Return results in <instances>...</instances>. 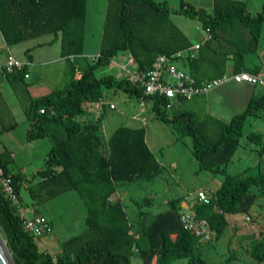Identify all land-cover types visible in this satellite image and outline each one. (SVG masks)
<instances>
[{"label":"trees","instance_id":"trees-1","mask_svg":"<svg viewBox=\"0 0 264 264\" xmlns=\"http://www.w3.org/2000/svg\"><path fill=\"white\" fill-rule=\"evenodd\" d=\"M85 9L86 0H0V31L7 44L53 34L60 38L62 56H80ZM171 12L198 19L210 34L200 41L194 58L180 63L181 68L197 61L213 71L221 65V70L213 73L218 76L230 57L233 73L246 70L244 54L257 50L264 8L251 13L242 0H214L211 11L186 0H179L177 8L165 0H107L99 49L92 62L78 67V76L65 86L33 98L24 109L25 118L30 121L27 139L46 136L51 141L43 166L33 173V177L41 178L34 185L41 191L38 203L74 190L86 209V227L62 242L61 250L54 255L39 250L34 236L23 227L25 216L4 195L0 185V233L14 264H133L135 255L137 264H169L181 258L191 264H207L201 255L204 244L221 236L227 226L226 215L249 211L257 198L251 191L253 187L264 188V170L259 162L245 175L226 173L207 202L194 200V215L208 223L211 237L207 241L182 227V199L169 200L167 209L140 224L129 220L120 200H110L118 181L149 179L160 174L162 167L145 141L143 127L118 125L105 137L101 129L106 107L95 118H88V104L106 101L103 88H109L151 102L155 116L165 122H173L182 114L166 117V100L144 94L129 76L117 78L104 73L97 77L94 70L109 63L119 51L129 54L136 70H145L158 54H171L192 45L170 19ZM229 30L239 31L243 37L234 36L220 44L221 34ZM203 44L212 55L200 53ZM262 109L264 92L251 97L227 122H221L220 136L213 142L199 134V124L189 112V121L180 135L191 137L192 154L200 168L215 170L219 164L229 162L243 135L264 159V134L243 133L246 118L256 116ZM11 127H0V133ZM11 162V153L1 150L0 170L4 176L10 175L19 202L25 176L13 171ZM29 195L34 198L31 191ZM249 252L256 262L264 260V236L250 241ZM231 259L228 256L219 264H230Z\"/></svg>","mask_w":264,"mask_h":264},{"label":"rangeland","instance_id":"rangeland-1","mask_svg":"<svg viewBox=\"0 0 264 264\" xmlns=\"http://www.w3.org/2000/svg\"><path fill=\"white\" fill-rule=\"evenodd\" d=\"M159 1V0H156ZM195 7H203L207 11L213 8L214 0H186ZM247 3V9L251 13L264 8V0H242ZM167 3L177 8L179 0H167ZM90 0L88 1L87 20L84 25V51L89 53L82 61H78L79 67L90 64L97 50V36L100 31V24L95 18ZM170 19L179 27L191 41H201L205 36L204 28L196 18H190L179 13H170ZM232 30V29H231ZM224 31L219 39L220 44H225L227 39L243 37L238 31L236 33ZM49 35V34H47ZM45 37V36H44ZM216 43V41H212ZM22 46V45H21ZM202 55H212L209 47L203 44ZM208 47V48H207ZM127 52H117L112 56L109 63L101 65L94 70L95 76L99 77L104 73H111L120 78L126 76L121 66H126L132 71L135 66L127 65ZM244 60L247 64H264V22L261 25L260 38L257 50L252 53H245ZM121 65V66H120ZM68 69V67H66ZM184 69V68H183ZM186 69V68H185ZM207 75L213 74V70L206 69ZM211 71V72H210ZM71 72L64 71L59 79V87L62 88L71 79ZM264 79V77H262ZM234 81H227L216 89L211 90L207 95H201L188 100H177L172 107L166 110L165 116L172 115L181 117L173 122H165L157 118L151 109V102H143L135 97H131L120 90L103 88L107 103H112L113 108L105 105V116L102 124V134L110 133L118 125L140 126L145 130V141L154 155L160 162L162 171L149 179L136 178L128 181H118L116 191L121 197V202L126 210L131 222L138 224L147 223L155 214L168 208L169 200L184 199L189 204L195 200V193L199 189L211 194L224 179L226 173H240L245 175L252 171L260 162L261 169L264 170V159L257 154L253 143H249L244 135L240 138L232 158L226 164H219L218 169L209 170L200 168L198 160L192 154V141L189 135L181 137L180 131L189 121V112L192 119L199 124L198 132L206 137L208 142H213L220 136L221 122H227L230 117L241 111L251 97H255L264 92L263 85L243 86V89L236 86ZM8 87V91H9ZM242 90L250 93L247 99L240 98L236 93ZM11 91V89H10ZM16 95H19L15 90ZM10 101L11 114L17 122V127L10 133L0 134V150L14 147V158L10 163L13 171H22L31 179L27 184L30 189L21 186L19 206L23 208V215L30 216L32 212L28 210L29 191L34 195L33 200L39 202L38 186L32 182L38 178L33 177L36 169L43 166V157L50 142L46 138H37L33 148V158L24 162V155L29 154L27 141L25 140L26 122L21 103L16 100ZM209 99L213 103L209 104ZM21 101V100H20ZM88 118H95L99 113L95 112L93 104L89 105ZM139 117L135 119L133 117ZM11 120V119H10ZM83 120V119H80ZM258 131L264 134V109L260 110L256 116H248L243 127V133ZM43 142L45 144L43 145ZM252 192L257 198L247 213L226 215L227 226L221 236L212 239L210 243L204 244L202 257L207 264H219L228 256H232L230 264H264V260L256 262L249 252V244L252 240H258L264 236V188L253 187ZM73 192V191H72ZM75 194V193H73ZM73 200L59 204L60 198L51 202H41L39 209L43 213L51 214L53 226L49 233L34 237V242L39 250L44 249V245L51 251L59 249V242L77 232L82 231L85 225L86 209L81 199L75 194ZM46 243V244H45ZM133 264H137V255L134 256ZM169 264H191L186 258L175 260Z\"/></svg>","mask_w":264,"mask_h":264},{"label":"crops","instance_id":"crops-1","mask_svg":"<svg viewBox=\"0 0 264 264\" xmlns=\"http://www.w3.org/2000/svg\"><path fill=\"white\" fill-rule=\"evenodd\" d=\"M88 1L89 0H86L85 22L87 20L86 13L88 10ZM165 1L167 2V0H165ZM90 2H91V6H93L92 9H93V12L95 14V18H97V22L100 24V31L98 32V36H97V39H98V41H97L98 43L96 45L97 50L95 51V54H94V56H95L98 53V49H99V41H100L101 33H102V25H103V20H104V16H105L107 0H90ZM195 42H197V41H194L192 43H195ZM8 52L11 53L12 55H14L17 59L24 61L26 64L22 68H15L14 67L12 69V71L5 74V76H0V127H6V126L13 125V127H11L9 130L3 131L0 134L10 133L11 130H13L17 127V122L14 120L13 115L11 114V108L9 107L10 106L9 100L10 101L13 100L15 102L14 97H17L16 100H18L19 103L22 102L21 106H22V110L24 113V109L29 105V103L31 102V100L33 98H37L39 96H42L44 94H47L53 90L60 88L59 87V82H60L59 79L63 76L64 71L69 70L71 72V74H70L71 79L73 77H77L78 76L77 69L79 67L78 61H82L81 58L85 59V56H87L89 54L86 51H84V37H83V47H82L81 55L76 56V57H73V56L64 57L61 55V52H60V38L57 36L54 37L53 34H49V35L44 34V35H40V36L31 38V39H27V40H24V41H21L18 43L7 44L4 40V37L1 33V31H0V66L3 65V63L5 62L6 55ZM129 58H130V56L126 59L127 65L131 64V63H129ZM244 66L246 68L245 71H248V72H253L252 70L257 68V71L253 72V73H259V74H261L262 77H264V64L263 65H261L260 63L247 64V63H245V60H244ZM66 67H68V69ZM183 68L187 73H189V71H192L191 74L195 79L203 80V79H209V78L217 77V76H214V74L207 75L208 73H207L206 69H209V68L205 65V63H201L199 61H197L196 64L193 63L192 66H190V67L183 66ZM221 68H222V66L220 65L218 70L219 69L221 70ZM218 70L213 71V73L217 72ZM231 70H232V60L230 59V57H228V59L226 60V63H225L224 71L222 74L233 73ZM218 76H220V75H218ZM234 83H236L237 84L236 86L241 88V89H243V86H247V85L254 86L253 84H249L247 82H234ZM221 85H219V86H221ZM219 86H217V87H219ZM8 87L11 89V91H10V89L8 91ZM216 88H214V89H216ZM15 90L17 91V93H19V95H16ZM209 92H207L206 94H203V95H207ZM236 94L239 95L240 98L247 99L248 97H250V93H244L242 90H240ZM198 96H201V95H198ZM195 97H197V96H195ZM174 102L175 101L172 102V105ZM211 103H213V102L211 99H209V104H211ZM90 104H93V103H89L88 108H89ZM100 111L97 112L95 110V112H97V113H100ZM133 118L138 119L139 117L136 116ZM24 120L26 122L25 130L27 131V129L30 125L29 124L30 121L26 120L25 113H24ZM26 131H25V133H26ZM103 133H104L105 137H107L109 135V133H105L104 131H103ZM37 138H40V137H37ZM37 138H33V139L29 140V139H27V137H25V140L27 141L26 145H28V149H29L28 151L30 153L24 155V160H23L24 162H27V160H29L30 158L31 159L33 158V155H34L33 154V148L35 147V141H37ZM42 138H46L48 140V143L50 142V145H49L48 149L45 151V154L43 157V162H44L45 155L51 146V141L46 136L41 137L40 139H42ZM44 144H45V142H43V145ZM14 149H15L14 147L13 148L9 147L8 149H6L11 153L12 160L14 158V151H13ZM3 150H5V149H3ZM39 169H36L35 172ZM18 172H21L25 176L24 181L22 182V185L25 186L26 188H28L29 185L27 184V182L29 183V180L31 178L28 177L24 172H22L20 170H18ZM34 177H36V176H34ZM34 177H32V178H34ZM40 180H41V178L38 177L34 181L32 179V182H35V184L36 183L38 184V182ZM73 193H75L77 195V193L74 190H70V191H67L65 193H62L61 195H59L57 197H54V198L49 199V200L44 201V202H51V201H54L55 199H58L59 197H62V198H60L59 204L64 203L65 201H68V200H73L75 202L76 196H74L75 194H73ZM19 197H20V193H19ZM110 200L111 201H115V200L121 201V197L116 190L114 191V193L111 194ZM182 200H184V199H182ZM39 204L40 203L35 202L30 197L29 206L27 209L30 210L32 212V214L30 216H25V217H31V216L36 215V214H42L43 216H45L50 221L51 226H53L52 219H51L52 218L51 216H53V215H51L49 213L47 215V214L43 213L42 211H40ZM191 206H192V202L190 204H187L183 201V208H186V207L190 208ZM20 207H21V205H20ZM124 210H125V208H124ZM77 233H79V232H77ZM66 239H63L61 242H59V249L56 251H52V253L48 249L49 247H46L45 245H44L43 250L54 255L55 253H57L61 250V243L64 242Z\"/></svg>","mask_w":264,"mask_h":264},{"label":"built area","instance_id":"built-area-1","mask_svg":"<svg viewBox=\"0 0 264 264\" xmlns=\"http://www.w3.org/2000/svg\"><path fill=\"white\" fill-rule=\"evenodd\" d=\"M205 37L209 38V29L205 28ZM200 46V41L195 42L189 47L178 50L171 54H158L150 68L145 70H128L126 66H121L133 81H136L142 88L146 95H154L155 97H163L165 108H170L173 101L188 100L195 96L203 95L217 86L227 82H247L253 85H263L264 79L261 74L248 71H239L236 73L222 74L217 77L196 80L192 75L187 73L180 67V63L189 58H194ZM129 63L133 64L132 58H129ZM26 63L17 59L11 53H7L5 62L0 66V76L12 71L15 68H22ZM143 105L145 101L140 100ZM105 105L113 108L112 103L100 101L93 103L94 109L98 112ZM42 111V110H41ZM0 185L4 195L14 204L17 205L18 210L23 214V209L18 205L16 193L11 183L10 175L4 176L0 170ZM195 200L207 202L208 195L203 189L196 191ZM221 212V210L219 211ZM179 221L182 227L199 237L201 241H207L210 236L208 223L204 218H197L193 210L190 208H183L180 213ZM23 227L34 237L41 236L51 231L50 221L42 214H36L31 217H25Z\"/></svg>","mask_w":264,"mask_h":264},{"label":"water","instance_id":"water-1","mask_svg":"<svg viewBox=\"0 0 264 264\" xmlns=\"http://www.w3.org/2000/svg\"><path fill=\"white\" fill-rule=\"evenodd\" d=\"M0 264H14L5 240L0 233Z\"/></svg>","mask_w":264,"mask_h":264}]
</instances>
